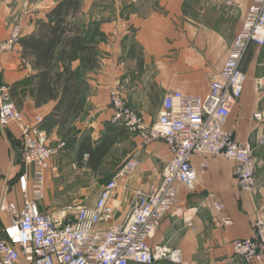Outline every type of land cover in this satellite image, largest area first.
Here are the masks:
<instances>
[{"label": "crops", "instance_id": "obj_1", "mask_svg": "<svg viewBox=\"0 0 264 264\" xmlns=\"http://www.w3.org/2000/svg\"><path fill=\"white\" fill-rule=\"evenodd\" d=\"M58 1L0 0V44L18 23L22 25L20 38L37 33L40 22L47 21ZM252 4L253 0H83L72 21L80 28L84 44L94 46L97 62L85 63L80 52L70 64L77 74V91L71 98L72 107L77 108L64 109L71 105L69 99L57 110L60 97L39 92V69L32 56L22 53L20 41L0 54V88H9L26 122H33L37 116L44 118L41 125L50 144L57 145L54 137L66 142L60 152L69 143L57 134L69 133L77 139L74 146L78 153L90 156L89 167L95 169L109 162L111 169L102 187L126 160L141 159L139 168L119 179L112 193L116 214L109 224L118 225L131 211L139 188L149 191L163 181L172 153L164 141L142 145L141 136L113 122L109 90L116 87L124 93L129 105L148 123L156 119L168 91L208 94ZM242 68L248 76L245 90L227 118L226 127L238 141L256 145V188L249 192L239 187L234 162L226 157L196 153L195 187L177 185L176 204L150 240L152 246L180 249L183 261L161 259L155 264H260L236 255L232 243L254 236L256 218H264V145H257L264 136V83H260L264 80V45L251 43ZM150 82L156 86L145 89L143 84ZM153 99L159 102L151 106V111L148 102ZM256 113L261 117H255ZM22 147L19 125L11 122L0 129V189L20 205L24 201L19 183L24 170ZM203 161L208 163L206 168ZM212 191L225 204L224 214L231 216L232 224H216L220 213L209 196ZM83 195L84 192L78 201L88 206H93L99 197L98 193L90 201ZM41 207L46 210L47 205L42 201ZM107 226L100 225L103 229Z\"/></svg>", "mask_w": 264, "mask_h": 264}, {"label": "built area", "instance_id": "obj_2", "mask_svg": "<svg viewBox=\"0 0 264 264\" xmlns=\"http://www.w3.org/2000/svg\"><path fill=\"white\" fill-rule=\"evenodd\" d=\"M21 33L22 25L18 23L0 44V54L19 43ZM251 43L264 45V0H253L208 94L168 91L156 119L148 123L129 105L124 93L116 87L109 90L112 121L141 136L142 145L161 140L172 153L163 181L149 191L139 188L131 211L118 225L109 224L116 214L112 193L119 186V179L139 168L141 159L126 160L102 187L93 206L67 204L63 209L43 210L41 202L45 199L51 159L65 148L66 142L50 144L41 125L44 118L37 116L33 122H26L9 88H0V129L11 122L20 126L24 157V170L19 176L23 204L8 199L0 189V264H155L161 259L182 262L180 249L152 246L150 240L176 204L177 185L195 187L198 172L193 156L200 153L226 157L234 162L239 187L249 192L256 188V145L238 141L226 127L227 118L245 90L248 76L242 62ZM255 117L260 118L261 113ZM257 145H264V136ZM202 163L204 168L208 166L206 161ZM209 196L220 213L216 224H232L231 216L224 214L225 204L215 192ZM256 219L255 235L236 239L232 245L241 258L264 264V218ZM102 223L108 224L107 228H101Z\"/></svg>", "mask_w": 264, "mask_h": 264}, {"label": "trees", "instance_id": "obj_3", "mask_svg": "<svg viewBox=\"0 0 264 264\" xmlns=\"http://www.w3.org/2000/svg\"><path fill=\"white\" fill-rule=\"evenodd\" d=\"M83 0H59L48 13L47 21L40 22L37 33L20 38L25 56H32L33 64L39 69V92L42 95L60 97L56 109L69 100L70 110L77 91V74L71 70V62L82 52L83 60L89 65L97 62L94 46L83 42L80 28L72 21L81 10ZM59 65L63 66L62 71ZM61 96H60V95Z\"/></svg>", "mask_w": 264, "mask_h": 264}, {"label": "rangeland", "instance_id": "obj_4", "mask_svg": "<svg viewBox=\"0 0 264 264\" xmlns=\"http://www.w3.org/2000/svg\"><path fill=\"white\" fill-rule=\"evenodd\" d=\"M154 86L156 85L151 82L143 84L145 89H153ZM158 102L156 99L148 102L149 109ZM57 135L62 140H67L69 145L64 152L59 151L52 160V167L47 179L46 198L43 200V204L47 205L46 210L63 209L67 204H82L78 199L83 192V197L87 200H95L102 184L108 179L107 173L111 169L109 162H104L95 169L89 167L90 156L78 153L74 146L77 139L72 138L69 133ZM60 141L54 137L55 144L58 145ZM111 156L112 154L109 155V158Z\"/></svg>", "mask_w": 264, "mask_h": 264}]
</instances>
